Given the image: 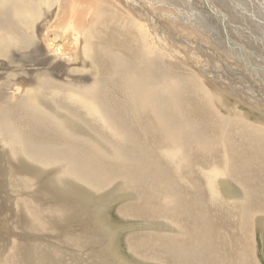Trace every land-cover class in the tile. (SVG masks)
I'll return each instance as SVG.
<instances>
[{
    "label": "bare ground",
    "instance_id": "6f19581e",
    "mask_svg": "<svg viewBox=\"0 0 264 264\" xmlns=\"http://www.w3.org/2000/svg\"><path fill=\"white\" fill-rule=\"evenodd\" d=\"M116 2L0 0V143L7 147L0 150L5 157L0 174H6L18 198L13 226L35 235L14 234L19 238L11 251L7 249L9 259L0 254V263L35 264L36 257L49 250L48 244L60 246L51 240L68 245L76 235L81 250L92 248L98 238L104 242L99 247H105L103 252H91L96 264H129L117 254L116 240L109 236L117 226L104 222L103 210L106 198L125 183L129 200H139L121 204L116 215L173 235H128V254L138 261L256 264L253 239L258 230L264 231V123L251 120L249 113L264 118L261 85L252 86L251 70L240 67L232 54L236 72L243 71L225 83V74L218 72L222 66L194 72L169 60L171 56L190 61L186 54L180 56L177 43L158 38L165 52L148 51L144 38L149 36L137 21L143 17ZM263 49L255 46V52L247 51L243 59L254 64L256 51ZM257 63L260 71L264 69V63ZM37 92L46 99L41 105L32 100ZM232 95L253 112L242 113L237 102L231 105ZM219 98L224 100L218 102ZM62 170L63 178L74 177L85 189L68 181L65 187L53 188L50 179ZM216 180L231 193H240L239 205L224 201L233 194L217 191ZM92 191L98 198H90ZM43 197L48 206L56 199L69 202L68 210L74 213L67 212L62 222L49 213L51 208L45 214L44 205L38 204ZM32 210L39 214L30 218ZM35 241L41 248L36 257L31 254ZM48 253L41 260L55 264Z\"/></svg>",
    "mask_w": 264,
    "mask_h": 264
},
{
    "label": "rangeland",
    "instance_id": "374dc122",
    "mask_svg": "<svg viewBox=\"0 0 264 264\" xmlns=\"http://www.w3.org/2000/svg\"><path fill=\"white\" fill-rule=\"evenodd\" d=\"M95 1L100 2L101 0H95ZM118 1L121 2V4ZM228 1H230L231 3H229ZM202 2H203V4H202ZM123 3H126L127 5H125ZM115 4L119 7H121V5H122L123 9L126 7L125 9L129 10L130 13H131L130 10L134 9V11L139 12V14H137V15H140L141 17H143L142 19H137V21H139V23L144 27L145 31L147 32V34L149 36V38H146V39L144 38V43L147 46L148 51H150V49L153 48V50H157L159 52H161V51L165 52L160 47V45H159L160 41L158 38H160L163 41L167 39L168 42L171 41V42L177 43L179 45V51L181 52V53L179 52L180 56H184L186 54V57H190V61L189 60L188 61L187 60L180 61L179 58H176V57L172 58L171 56H169V58H168L169 60L176 61L175 63H179L178 65H183L184 67H186L188 69L190 68L194 72H196L197 69H205V70H208L206 72H213L214 70L219 68L217 66H222L221 69H218V72H220V74L222 76L225 74L223 76L225 83L228 81V79H231L235 76L239 77L240 73H242L243 69H246L247 71L251 70L248 72L253 77L254 82L256 84L255 83L253 84V82L248 77L249 83L252 82L253 85L252 84L251 85L253 87H256V88H258L257 86L261 85L260 89H263V91H260V93L264 97V73H263L264 69L262 68V70L260 71L258 69L260 65H257L258 64L257 62H259L260 64L264 63V51H261V50L256 51L257 56H254V60H253V61H256L254 63L255 65L250 63L247 59L246 60L243 59V56H244V58H246L247 55L249 54L247 51L251 50V51L255 52L254 51L255 49L253 50V48L255 46L260 47V44L264 46V9H262V7H261L262 4H264L263 0H235V1L234 0H232V1L231 0H217V1L216 0L215 1L214 0H205V2L202 0H189V2H188V0H185V1L184 0L183 1L182 0H117V2ZM220 4L222 5V7ZM207 5H208V7H206ZM107 6H108V3H107ZM211 7H213V8H211ZM216 7H217V9H216ZM212 9L216 10L215 11L216 13ZM53 12H54V10L51 11V15H50L51 17H53V15H54ZM220 12H221L222 16L218 19L216 17H219L218 14ZM214 13H215V15H214ZM131 14H133V13H131ZM221 14H219V15H221ZM223 14H225V15H223ZM225 16H228V19L225 18ZM134 19H135V17H134ZM213 19H214V21H213ZM219 20L221 22H219ZM143 22H145V23H143ZM180 23H181V25H180ZM226 23H227L228 27L226 26ZM222 24H223V26H222ZM215 25H217V26L215 27ZM217 28H218V30H217ZM174 31H176V32H174ZM154 32L156 33V37H155ZM220 32H221L222 38L220 37ZM226 32H228V33H226ZM224 33L226 34V36ZM224 38H225V40H223ZM177 44H176V47H178ZM253 44H254V46H253ZM181 45H184V47H182ZM234 46H235V48H233ZM242 46H244L243 48H245V50L242 48ZM158 47L160 48V50ZM239 48H242L241 49L242 51ZM246 48L248 50H246ZM229 49H231V50L228 51ZM175 51H177V49ZM225 51L227 52V54L225 53ZM214 52H216V54ZM231 54L233 56H235V59L237 60L238 64H241V65H239L240 67L243 68V69H241V72H236L237 67H235L236 65H234V64L235 63L237 64V62L235 60L231 59V57H230ZM224 58H227V59L225 60ZM1 60H2V58L0 59V61ZM239 60H240V63H239ZM259 60L260 61L262 60L263 62H260ZM190 62H192V65L190 64ZM209 62H210V64H209ZM5 65L6 64H4L3 67ZM194 65H195V67H194ZM212 66H216V67H212ZM199 67H202V68H199ZM34 68L30 69L27 67L26 70L33 71L36 69V68L35 69ZM11 69L13 70L15 68L14 67L8 68V70H11ZM226 69H227V71H226ZM258 72L262 75H260ZM222 76H220V77H222ZM210 79L213 80L212 77ZM245 80L247 81V79H245ZM215 83L217 84L218 87H220V91L222 92L223 84H221L220 81L215 82ZM243 85H247V84L244 83ZM34 94L35 93H33V95ZM43 98L44 97L42 96V93L37 92L36 97H33L32 100H34V103L41 105L46 101V99L45 98L43 99ZM42 99H43V101H42ZM223 100H224V98L223 99H220V98L217 99L218 102H222ZM238 100L239 99L236 98L234 95H232L231 98L229 99L231 105L234 102H237L239 104L238 110L241 111L242 113L252 111L251 109H249L246 106L244 101H241V100L238 101ZM249 116H250V119L253 121H254V119H256L255 122H258V120H259L260 123H264L263 122L264 118L260 117V114H257L256 112L253 113V116H252V113H249ZM259 118L262 120H260ZM6 148L7 147L4 144L0 143V150H3V149L6 150ZM102 149L105 150L106 153H108V154L111 153L110 150H108L107 148H102ZM4 161H5V157L0 156V164L1 165ZM171 162H172V160L170 158L169 164ZM66 174H68V173L66 172ZM4 175H6V174H4V173L0 174V205H2L0 207V219L2 220V221L0 220V223H2V224H0V254H1V258L5 257L7 260V259H9L8 251L9 250L11 251V248L15 245V239L19 238L18 236L14 237L13 235L18 233L19 235H22L21 238H23L25 235H26L25 237H27L28 235H29L28 237H30L31 235H30V233H24V231H29V230H26V229L17 230L16 227H14L15 225L13 224V222L15 221V218H13V217H14L15 212H16V205L14 206V204H15L16 200H18V198H16V194L13 192V190L10 187H8L7 177ZM62 175H63V170L61 172L58 171L56 176L52 175V178L50 179L51 183L49 182V184H51V186L53 188L54 187H61L62 188V187H65L64 181L65 182L68 181V182H70V183H68L69 185L77 186L81 190L85 189V187L81 184V182L78 179H76L74 177L66 179V177L63 178ZM216 181L219 183H217V182L214 183L213 187L217 191H220L221 193L223 192L225 196H227L228 194H233V196H231V197H226L224 199V201L231 203V204H234V205H239L240 201H241L240 193L239 192L235 193V194L231 193L228 190L229 187L224 186L223 185L224 183H221L222 181L221 182L219 180H216ZM219 186H221V188H222L221 190H218ZM125 189H128V185H126L125 183H120V185L116 188V191L113 193V195L108 196V198H106V200H105L106 203L103 206L104 213L106 214V215H104V217L106 216L104 218V222L110 226H113V225L117 226L116 227L117 229L115 228L111 232L112 234L110 233V235H109V236H112V239L114 241L116 240L113 244H115V243L117 244V249L119 250L117 254L119 256H121L122 258H125V260L128 259V262H130L131 264H134V263L135 264H137V263L143 264V262H141L140 260L138 261V259L133 257L131 254H128V251H127V248H126V245L124 242L128 235H130V234L131 235L132 234L140 235V233H142V232L147 233V231L158 232V234H167L171 237L173 235L169 234L168 230L166 231L165 228H161L162 230L161 229H159V230L151 229V227L147 226V224H144L145 222L143 223V221H139V220L134 219V218L125 217V219L124 218L120 219L116 215L117 214L116 211L119 210V206H121V204L123 205L124 203H128V201L130 202L131 200H134L133 197L131 200H129L128 197L130 195L128 194V192ZM2 193H4V194H2ZM89 196L91 199L98 198V194L94 191H92V193H90ZM138 200H139V198L137 197L136 200H134V202L138 201ZM55 201H57V202H55ZM40 202H42V204ZM40 202L38 203L39 206L44 205V207H45V208H43V211L45 212V214L50 213L54 218H56V219L60 218L61 222L63 221V218L66 216L67 212H73L74 213V210H68L69 209L68 205L70 204L69 202H60L59 199H56L53 202H51V204L48 206V200L46 199V197H43V200ZM113 202H114V204H113ZM99 204H100V202L97 204V207L100 206ZM7 206H9V207H7ZM73 206L76 209L78 208L80 210V208L78 206H75V205H73ZM49 208H51L53 211H51V209H50L49 213H48L47 209H49ZM64 209H66V210H64ZM115 209H118V210H115ZM56 211H58V212H56ZM1 214H3V215H1ZM25 214L28 215L27 212ZM35 214H39V213L36 212L35 210H32V214L30 215V218H32V216ZM80 214H81V211L79 212V215ZM5 215H6V217H5ZM85 216H87V215H84V217ZM33 224L34 223H30V226ZM75 229H77V228H75ZM48 232L50 234H48ZM48 232L47 233L43 232L42 234L43 235L48 234V235L52 236L53 233L50 230ZM75 232H77V231H75ZM258 232L256 233V236L253 239L254 252L252 254V257H253V260L256 264H264V246H263L264 245V237H263L264 231L258 230ZM32 236L35 237L34 234H32ZM41 237L44 238V236H42V235H41ZM49 238L50 237H45V239H47V240ZM107 238H108V236H107ZM109 238L111 240V237H109ZM98 239L96 240L95 245H93L92 248L89 247L88 250H87V248L82 249V250L80 249L82 244H81V242H78L79 237H77L76 235H73L72 240L69 239L68 245H65L64 243H62L58 240H51V241H54L53 242L54 244L60 245L62 247L64 245V247L66 246L67 248L64 249V247L63 248L60 246L56 247L54 245L48 244L47 246L49 247V250H47L46 252H43V255L41 258L44 257V253L49 252L48 254H50L51 256L53 255L52 257L54 258V260H56L55 264H61V263L62 264H76L77 262H80V264H88V261H90L91 264H96V262H95L96 260L93 259L94 257L91 256V252L93 250L98 252V249L102 244L101 242H103V241L98 242ZM87 241H90V239L87 238ZM76 242L80 243V244H77ZM111 243H112V241H111ZM46 244H47L46 242L45 243L42 242V245H46ZM76 244L80 245V247L78 248ZM73 248L75 249V252H73L74 251ZM7 249H8V251H7ZM76 249L79 250V252H77ZM104 249H105V247H103L102 249H99L98 253H100V250H102V252H103ZM27 250H28V247H27ZM167 250L170 251L168 248H165L163 251L166 252ZM35 251H41V248L39 247L37 241H35L32 244V252H31V254L33 253V255L36 257V255L34 254ZM42 251H45V250H42ZM28 252H29V250H28ZM72 253L75 254L74 256L76 257L75 259H77V262L74 259V256L72 255ZM77 253H79V255H81V257L78 256ZM88 253H89V255H88ZM92 253H95V252H92ZM16 254H17V252H16ZM94 255H96V254H94ZM130 256L132 257V259ZM22 257H23V255H22ZM157 257H164V255L163 254H159V255L156 254V258ZM41 258L36 257L37 261L35 264L47 263V262L44 263L41 260ZM167 258H169V260H171L170 256H167L166 259ZM166 262H163V263L165 264ZM49 263L52 264L51 262H48L47 264H49ZM15 264H20V263H15Z\"/></svg>",
    "mask_w": 264,
    "mask_h": 264
}]
</instances>
